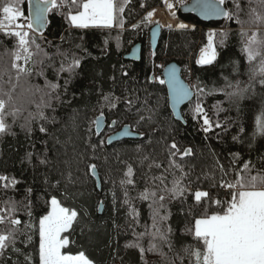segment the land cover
<instances>
[{
	"label": "trees",
	"instance_id": "trees-1",
	"mask_svg": "<svg viewBox=\"0 0 264 264\" xmlns=\"http://www.w3.org/2000/svg\"><path fill=\"white\" fill-rule=\"evenodd\" d=\"M9 2L11 0H0V10ZM80 2L77 0V4ZM164 2L130 0L122 14L123 28L117 24L112 28L76 29L61 14L76 10V5L67 0V7L49 13V23L42 36L33 33L47 53V57L40 54L33 59L42 58L43 64L37 63L31 76L21 75L18 81L16 73L10 69L15 40L0 32V87L7 91L14 86V101L9 110L18 109L15 117H7L10 130L0 135V175L19 181L15 187L7 189L2 186L4 182H0V207L11 198L17 202L22 231L28 233L26 226L34 225L30 230L31 244L21 243L26 237L19 234L16 244L23 253L32 256V264H38V220L51 210L53 196L63 206L79 213L73 230L65 234L71 241L66 252L83 251L94 264H191L182 247L195 241L184 234V229L186 225L192 226L193 218L205 211L206 206L196 205L191 196L181 203L162 191L164 185L171 188L173 171L180 175L176 169L165 172L169 168L166 146L173 140L181 149L190 147L193 150L192 156L176 158V162L189 172V179L195 182L193 189L196 186L207 189L215 182L213 177L220 179L221 172L214 167L217 158L227 169V179L231 181H235L238 174L245 178L264 176V136L253 135L256 117L264 110V85H260L257 78L242 98L229 99L225 94L232 91L226 88L229 81L239 82L241 87L249 83L250 66L246 53L241 51L240 32L256 31L249 23L250 9L256 7V0H225L228 11L236 13L242 24L237 23L236 18L205 22L194 14L178 12L180 19L193 26L162 28L158 47L153 50L150 36L153 25H143L140 29L132 25L140 24L148 11L163 6ZM19 7L25 16L31 15L30 0H20ZM209 28L215 29L214 42L219 55L213 64L199 65L197 57L209 42ZM261 32L264 33V28ZM221 33L227 36L222 37ZM221 39L225 41L223 45ZM138 43L142 46V58L138 61L127 59L126 54ZM73 56L80 58L79 68L74 72H60L57 76L61 62L67 68ZM172 60L182 66L183 75L191 85L200 82L207 92L199 98L194 96L183 106L185 123L175 118L166 84L159 83L163 79V67L159 63L165 66ZM5 68L9 70L2 71ZM41 69L43 76L36 74ZM46 80L60 85L57 92L52 93L51 107L43 106L49 102L45 95L49 91L45 87ZM109 93L119 97V103L112 112L104 110L107 125L102 133L96 134L91 121L99 115L98 102L103 103L102 95ZM57 94L59 100L54 98ZM127 98L134 99L131 109L126 105ZM197 102L203 105L210 119L223 127L217 128L214 124L211 130L204 131L202 118H194L193 108ZM140 115L145 116L144 121H139ZM149 116L151 120L147 119ZM112 120L118 121L116 126H110ZM29 125L31 132L27 131ZM125 125H131L141 137L108 144V137ZM41 126L47 129L46 133L39 130ZM90 128L93 131H89ZM29 152L33 154L31 160L27 158ZM40 160L47 162L41 164ZM249 161V172L242 173L243 165ZM91 164H95L100 173L101 188L88 167ZM157 164L160 167H156ZM129 165L133 168L131 179L134 183L121 186L120 181L125 178ZM162 174L164 184L159 180L154 183V178ZM125 188L131 205L139 213L135 221L129 216V204L124 202ZM146 188L156 191L157 198L165 195L161 214H168L169 219L161 227L170 225L173 234L171 248L144 235L139 240L145 249L142 257L137 248H128L126 244L136 241L137 234L145 232L146 226L152 231L150 201L140 199ZM28 189H31L30 194ZM215 191L216 198H227L224 189ZM29 202L31 208L27 209L25 205ZM101 203L104 204L103 212H100ZM215 209V205L207 207L208 212ZM153 243L158 250L147 251ZM17 260L24 264L23 255L9 250L6 260L0 264H14Z\"/></svg>",
	"mask_w": 264,
	"mask_h": 264
},
{
	"label": "snow or ice",
	"instance_id": "snow-or-ice-1",
	"mask_svg": "<svg viewBox=\"0 0 264 264\" xmlns=\"http://www.w3.org/2000/svg\"><path fill=\"white\" fill-rule=\"evenodd\" d=\"M130 0H81L77 4V0H71L72 5H76V10L73 12L69 10L66 13H61L65 16L70 26L76 29H89V28H112L119 25L123 28V12L125 5ZM251 2V0H250ZM167 3V0H165ZM20 0H11L2 7V18H0V32L5 37L13 38L15 40L14 49L11 52V65L10 69L16 73V80L20 79L21 75L31 76L35 70L37 63L43 64V59L34 60L35 56L43 54L47 57V53L41 47V44L34 38L33 33L43 35V28L49 23L48 14L53 11H60V9L67 7V0L65 2H58V0H36L35 6L31 8V15L25 17V13L19 7ZM197 4L203 15H217L223 16L229 20L236 18L237 23H243L239 20L236 13L225 10L222 6L225 0H197ZM143 7V5H142ZM169 9L174 7L168 4ZM239 9V4H236ZM259 9V10H258ZM155 11H148L146 16L142 19L140 24H134V29H140L143 25L153 23ZM21 18L25 19V23H19ZM158 23V22H157ZM249 23L256 27V31L251 34L246 31H241L240 36L243 38L242 52L246 53L249 62V83L246 87H241L240 83H226V88L232 91H226L225 94L232 99L233 97L242 98L246 92L253 86V83L259 78L260 85H264V33L261 29L264 28V0H256V7L250 9ZM185 29L188 25L183 23L178 26ZM153 38L156 33L153 32ZM216 33L209 36V42L200 52V57L196 61L199 65H211L218 58L217 46L214 43ZM222 37H226L227 33H221ZM221 45L225 43L223 39L220 41ZM62 55H64L62 53ZM259 58V59H258ZM80 58L73 56L72 61L65 68L61 62L60 69L57 70V76L60 72L69 71L74 72L80 66ZM32 65L29 67V65ZM9 69L5 68L2 71L7 72ZM37 75H44L43 69L36 72ZM127 75V73H124ZM155 79V77H153ZM11 83V80H9ZM68 81H65L67 85ZM160 84H167L168 90L171 94L173 104L178 105L186 100H190L193 96L199 98L207 94L205 87L200 82L191 86L183 83L177 76L175 68L167 70V79H160ZM45 87L49 89L45 93L49 97V102L44 103V107H51L52 93L57 92L60 85L59 83H52L51 81L45 82ZM39 90V89H38ZM14 86L5 91L0 87V135L6 134L10 130V125L6 123L9 115L15 117L18 109L10 106L13 105ZM59 100L57 94L54 97ZM103 103L99 104V115L95 117L91 123L95 124V132L99 134L101 125L105 122V109L112 112L117 108L119 97L114 94L102 95ZM126 105L131 109L134 106V99L127 98ZM96 110V109H94ZM151 111V110H149ZM194 118H202V123L205 126L204 131L215 127L221 128L218 121L214 122L207 114V111L200 102H197L193 108ZM41 117L43 115L41 113ZM151 116L147 119L151 120ZM145 116L140 115L139 121H144ZM139 121L137 123L139 124ZM117 120H112L110 126H116ZM22 127H25L22 125ZM41 132L46 133L47 129L41 126ZM27 131L31 132L30 125L27 126ZM93 131V129H89ZM243 131V128H241ZM131 125H125L122 133L119 135H130ZM139 134V133H137ZM264 136V110L256 117V132L253 135ZM109 137V142L112 141ZM237 139V137H233ZM103 143V141H101ZM94 147V146H93ZM166 151L169 156V168L165 169L168 172L170 169H176L180 175L177 176L175 171L172 172L173 180L171 188L164 185L162 191L166 192L173 199L180 200L183 203L188 196H191L196 205H205V211L199 214L198 217L193 218L192 226H185L184 234L193 237L194 244L182 247V251L190 259L191 264H264V176H250L245 178L244 175L238 174L235 181L227 179L229 173L225 166L219 162L217 158L214 167L219 169L221 177L215 182L209 184L207 189L201 186H196L195 183L189 179V172L184 170V166L176 162L179 156L181 159L193 155L192 148L181 149L178 144L173 140L170 146H166ZM32 153L27 154V158L31 160ZM147 159V157H145ZM46 160H40L41 164H45ZM251 166V161L245 163L241 170L242 173H248ZM93 176L97 175V166L91 164L88 166ZM156 167H160L159 164ZM133 176V168L129 165L125 178L120 181L121 186L132 185L134 181L131 179ZM199 177L197 178V180ZM159 180L160 184H164L165 176L162 174L154 178ZM0 182L4 189L15 187L19 182L14 177L9 179L7 176L0 175ZM59 183V182H58ZM220 188L226 191L227 198H216L218 193L215 189ZM29 194L31 189H28ZM115 200V194H113ZM140 199L148 200L149 208L151 210L152 231H148L147 226L145 232L137 234V240L126 244L128 248H137L143 257L145 249L140 245L139 240L144 235H150L153 241L159 240L172 247L170 239L173 230L170 225L161 227L168 219V214H161L164 208L165 195L161 194L157 198L156 191L145 189L140 194ZM129 204V216L135 221L138 218V211L131 205L128 199V192L125 188V201ZM215 205L216 209L208 212L207 207ZM25 208L30 209L31 203L25 205ZM50 211L41 216L38 220V264H94L88 256L80 251L77 254H71L64 251L71 241L66 233L73 230V225L78 222L79 213L69 207L62 205V202L55 196L50 199ZM19 209L17 202L9 198L4 201V206L0 207V261H5L9 250L13 254L23 255L24 264H32V256L25 254L20 248L16 246L17 235H25V240L21 241L24 244H31L32 235L30 230L34 227L29 223L26 228L28 233L22 231L21 220L17 217ZM191 214V208L189 209ZM31 216V211L28 212ZM157 245L153 243L147 251H157ZM161 255H164L161 252ZM14 264H20L19 260Z\"/></svg>",
	"mask_w": 264,
	"mask_h": 264
},
{
	"label": "water",
	"instance_id": "water-1",
	"mask_svg": "<svg viewBox=\"0 0 264 264\" xmlns=\"http://www.w3.org/2000/svg\"><path fill=\"white\" fill-rule=\"evenodd\" d=\"M35 3H36V0H30V14H31V8L35 6ZM222 7L228 11V8L225 5H223ZM177 11L182 12L183 14H194L198 18H200L202 21H205V22L221 21L225 18L223 16H217V15H203L201 13V10H200L198 4H197V0H189L185 3H183L181 6L178 7ZM48 21H49V14H48ZM47 25L43 28V30L47 27ZM162 28H168V27L163 25L162 23H155V24H153V26L151 28L150 36H151V45H152L153 50H156L158 47L160 37H161V33H162ZM153 32L156 33L154 38L152 35ZM126 58L131 59V60H135V61L140 60L142 58V46H141V44L138 43L135 46H133L132 49L126 54ZM169 68H175L177 76L179 77V79L183 83H185L186 85L191 86L190 82L183 75L182 66L176 60L170 61L163 68V70H162L163 79H165V80L167 79V70ZM166 87L168 90L167 84H166ZM168 95H169L170 107H171V110H172L175 118L177 120L183 121L185 123V118L183 116L182 108L184 105H186L187 103L192 101L194 96L190 100H186L181 104L174 105L169 90H168ZM106 125H107V120H105V122L101 125V130H100L99 134L103 132ZM123 129H124V126L121 129L112 133L109 137H112L113 139L111 142H109V137H108V139H107L108 144H113L117 141L124 140V139H136V138L141 137V133H139L135 129H133L132 126H131V132L133 134L126 135V136L125 135H119L120 133H122ZM137 133H139V134H137ZM95 178L97 180L98 186L101 188V178H100V173H99L98 169H97V175L95 176ZM103 210H104V204L101 203L100 212H103Z\"/></svg>",
	"mask_w": 264,
	"mask_h": 264
},
{
	"label": "bare ground",
	"instance_id": "bare-ground-1",
	"mask_svg": "<svg viewBox=\"0 0 264 264\" xmlns=\"http://www.w3.org/2000/svg\"><path fill=\"white\" fill-rule=\"evenodd\" d=\"M181 1L182 0H167V8L165 10L160 9L159 11H157L155 13L154 18H153L154 21L158 22V23H162L163 25H165L167 27L179 26V24H181V23L188 25V22H185L184 20L177 17V14H176V12L178 10V6L181 4ZM168 4H172V5H174V7L169 9ZM206 46H204V47H206ZM165 66H163V68Z\"/></svg>",
	"mask_w": 264,
	"mask_h": 264
},
{
	"label": "rangeland",
	"instance_id": "rangeland-1",
	"mask_svg": "<svg viewBox=\"0 0 264 264\" xmlns=\"http://www.w3.org/2000/svg\"><path fill=\"white\" fill-rule=\"evenodd\" d=\"M187 1H188V0H182L180 6H181L183 3L187 2ZM166 8H167V3L164 2V4H163V6H162L161 9L165 10ZM159 10H160V7L154 9L155 13H156L157 11H159ZM150 11H153V10H150ZM176 14H177V17H178V11L176 12ZM154 16H155V15H154ZM153 18H154V17H153ZM182 20H183V19H182ZM184 21H185V20H184ZM185 22H187V21H185ZM155 23H157V22H155L154 19H153V23H152V25L155 24ZM175 27H178V26H174L173 28H175ZM178 28H179V27H178ZM207 31H208V36H210V34H212V33H215V29H213V28H209ZM214 43H215V42H214ZM206 45H208V43H207ZM206 45H205V46H206ZM203 48H204V47H203ZM203 48H202V49H203ZM202 49H201V50H202ZM201 50H200V52H201ZM200 52H199V54H198L197 60H198L199 57H200ZM162 64H163L162 62L159 63L160 66H161ZM163 66H164V65H163ZM163 66H162V67H163ZM158 74H159L158 76L160 77V73H158ZM160 78H161V77H160Z\"/></svg>",
	"mask_w": 264,
	"mask_h": 264
},
{
	"label": "built area",
	"instance_id": "built-area-1",
	"mask_svg": "<svg viewBox=\"0 0 264 264\" xmlns=\"http://www.w3.org/2000/svg\"><path fill=\"white\" fill-rule=\"evenodd\" d=\"M26 17V16H25ZM26 21H25V19L23 18L22 19V23H25ZM189 26H192V25H190V24H188ZM161 66H163V64L161 65ZM157 75H158V73H157Z\"/></svg>",
	"mask_w": 264,
	"mask_h": 264
}]
</instances>
